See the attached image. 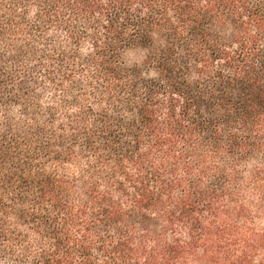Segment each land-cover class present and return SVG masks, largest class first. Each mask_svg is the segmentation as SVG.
Segmentation results:
<instances>
[{
	"label": "trees",
	"instance_id": "1",
	"mask_svg": "<svg viewBox=\"0 0 264 264\" xmlns=\"http://www.w3.org/2000/svg\"><path fill=\"white\" fill-rule=\"evenodd\" d=\"M0 264H264V0H0Z\"/></svg>",
	"mask_w": 264,
	"mask_h": 264
}]
</instances>
